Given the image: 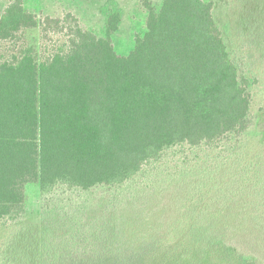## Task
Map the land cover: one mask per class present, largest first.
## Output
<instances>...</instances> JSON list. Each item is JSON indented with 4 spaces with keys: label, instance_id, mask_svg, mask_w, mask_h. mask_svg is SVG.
Wrapping results in <instances>:
<instances>
[{
    "label": "trees",
    "instance_id": "obj_1",
    "mask_svg": "<svg viewBox=\"0 0 264 264\" xmlns=\"http://www.w3.org/2000/svg\"><path fill=\"white\" fill-rule=\"evenodd\" d=\"M147 8L146 32L136 37L127 56L116 52L112 39L120 14L109 19L105 38L84 30L70 13L41 23L27 0H11L0 14V44H16L39 26L67 39L41 59L33 47L12 55L0 51V225L22 219L30 184L40 188L42 220L48 221L24 226L12 240L21 247L8 252L12 260L3 263L255 264V257L230 243L228 230L244 233L250 221L264 239V225L253 219L246 225L235 221L243 224L238 227L214 222V199L197 213L198 201L191 202L195 224L190 211H167L150 241H135L141 244L135 252L122 241L54 238L56 212L61 210L63 218L70 207L75 215L83 212V202H67L68 195L103 191L106 197L124 198L144 192L129 184L160 162L166 150L213 147L248 127L253 81L244 79L232 60L213 5L161 0ZM197 184L198 189L207 185ZM57 196L64 197L61 205L54 202ZM179 201L176 205H182ZM249 210L251 217L257 212ZM71 223L78 227L83 219L75 216Z\"/></svg>",
    "mask_w": 264,
    "mask_h": 264
},
{
    "label": "rangeland",
    "instance_id": "obj_2",
    "mask_svg": "<svg viewBox=\"0 0 264 264\" xmlns=\"http://www.w3.org/2000/svg\"><path fill=\"white\" fill-rule=\"evenodd\" d=\"M10 1L0 0V14ZM205 1L213 5L215 20L240 75L253 81L249 88L251 113L246 131L227 135L213 147L185 145L166 150L160 162L145 167L136 180L129 184V187L144 192L136 190L124 198L106 197L103 191L80 196L72 194L66 198L57 196L54 201L57 205H61L63 198L73 204L83 202V212L77 216L74 208L70 207L64 218L58 214L61 210L56 212L52 225L58 237L54 238L68 241H122L128 251L135 252L141 247L135 241H150L151 236L163 227L165 214L169 216L167 211H190V224H195L197 215L193 214L191 202L198 201L199 208L194 210L197 213L213 199L210 217L214 222L239 221L246 225L253 219L259 227L264 225V197L262 200L260 197L264 191V0ZM160 2L27 0V7L41 23L45 17L64 18L69 13L73 14L80 20L84 30L93 32L99 38L107 37L108 21L111 19L113 22L115 19L112 15L120 14L121 23L112 39L116 52L127 56L134 49L136 37L146 32L148 5L155 6ZM66 40V37L56 34L52 29L44 33L39 26L24 32L16 44H0V51H10L12 55L33 47L41 59L62 48ZM150 178L152 182H149ZM196 183L207 185L198 189ZM148 184L150 191H147ZM176 187L181 188L176 190L177 194L173 192L168 195ZM182 192L186 193L185 199L180 196ZM25 193V214L22 219H9L0 225V264L8 263L2 260H12V257L8 258V252L21 247L12 241L18 232L24 226L40 225L44 220L39 186L27 185ZM189 195H195L194 200H186ZM178 201L182 205H176ZM249 209L257 210L253 217L247 215ZM75 216L83 219L78 227L71 225ZM62 218L67 221L66 225ZM241 223L235 226L243 225ZM247 226L249 229H245L244 233V229L228 230L229 241L244 255L255 257V264H264V241H260L264 239L259 234L260 230L255 228L256 223L250 221ZM78 228L79 236L75 238ZM232 230L235 234L230 233ZM51 232L49 230L44 234L48 236Z\"/></svg>",
    "mask_w": 264,
    "mask_h": 264
}]
</instances>
